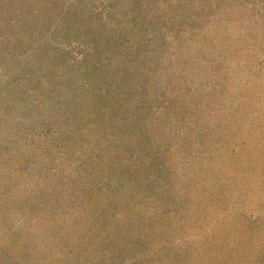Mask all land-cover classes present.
Wrapping results in <instances>:
<instances>
[{"label": "rangeland", "instance_id": "obj_1", "mask_svg": "<svg viewBox=\"0 0 264 264\" xmlns=\"http://www.w3.org/2000/svg\"><path fill=\"white\" fill-rule=\"evenodd\" d=\"M0 264H264V0H0Z\"/></svg>", "mask_w": 264, "mask_h": 264}]
</instances>
